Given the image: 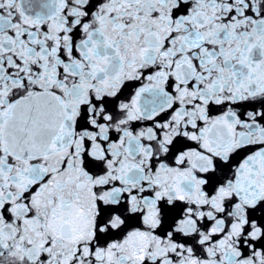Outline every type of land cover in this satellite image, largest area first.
<instances>
[{
	"label": "snow or ice",
	"instance_id": "snow-or-ice-1",
	"mask_svg": "<svg viewBox=\"0 0 264 264\" xmlns=\"http://www.w3.org/2000/svg\"><path fill=\"white\" fill-rule=\"evenodd\" d=\"M0 264H264V0H0Z\"/></svg>",
	"mask_w": 264,
	"mask_h": 264
}]
</instances>
